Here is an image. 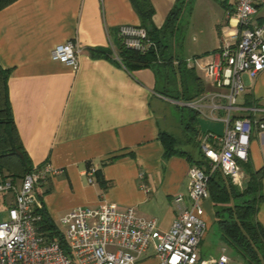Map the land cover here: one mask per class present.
Wrapping results in <instances>:
<instances>
[{
	"label": "crops",
	"instance_id": "1",
	"mask_svg": "<svg viewBox=\"0 0 264 264\" xmlns=\"http://www.w3.org/2000/svg\"><path fill=\"white\" fill-rule=\"evenodd\" d=\"M149 1L154 9L151 23L157 28L178 2ZM228 5L231 12L234 4ZM121 24H140L129 0H16L0 10V64L11 70L8 84L15 123L32 165L47 162L58 170L36 188L43 211L58 228L71 209L106 201L117 211L133 207L138 215L154 218L159 230H167L185 203L174 197L186 193L192 164L182 155L163 157L159 136L184 128L179 118L171 119L163 109V102H177L157 92L152 69L129 71L116 62L114 53L92 54L93 48L114 51ZM216 25L211 43L186 54L173 51L175 60H217L218 46L223 40L235 41L237 27L226 12ZM67 40L77 47L76 68L50 57L52 47ZM241 79L244 90L231 110L234 118L247 115L252 107L257 113L264 109V69L254 78L242 73ZM203 84L206 91L194 113L210 123L200 130L196 116L190 122L198 140L205 131L221 133L226 114L225 97L215 95L226 90L210 81ZM87 162L100 169L108 183L105 189L95 176L94 183L87 181ZM242 163L244 178L238 187L246 184L250 169H264V130L253 127L248 159ZM259 193L256 219L264 227V176ZM212 207L209 198L202 201L204 219L214 216Z\"/></svg>",
	"mask_w": 264,
	"mask_h": 264
},
{
	"label": "built area",
	"instance_id": "2",
	"mask_svg": "<svg viewBox=\"0 0 264 264\" xmlns=\"http://www.w3.org/2000/svg\"><path fill=\"white\" fill-rule=\"evenodd\" d=\"M262 3L264 0H236L226 15L236 20L237 39L221 42L217 60L198 63L207 81L226 90L215 94L226 99L223 131L203 132L199 148L210 165L237 186L244 178L240 163L248 159L252 129L264 130V109L257 113L252 107L247 115L231 116L237 95L244 90L242 73L254 78L264 69V20L256 17ZM117 34L134 50L156 48L139 24H121ZM76 54L73 40L58 43L50 51L52 60L72 68L78 65ZM196 60L188 57L185 63L195 67ZM200 97L177 103L199 110ZM56 172L45 162L32 165L18 181L0 175V203L9 206V219L0 221V264H138L149 257L156 260L154 264H234L223 251L216 257H200L198 247L206 227L202 201L209 196L208 175L202 168H188L187 191L174 197L185 203L169 229L159 230L154 218L138 215L133 207L117 211L112 203L100 201L94 207H75L61 217L62 242L49 240L39 231L43 206L36 188ZM86 176L89 183L95 182L93 167L86 169Z\"/></svg>",
	"mask_w": 264,
	"mask_h": 264
},
{
	"label": "trees",
	"instance_id": "3",
	"mask_svg": "<svg viewBox=\"0 0 264 264\" xmlns=\"http://www.w3.org/2000/svg\"><path fill=\"white\" fill-rule=\"evenodd\" d=\"M16 0H0V10ZM139 16V26L145 28L148 38L155 43L156 48H150L146 52H140L126 47L117 34L115 49H92V54L116 56V62L123 65L129 71L150 68L157 77V82L162 81V86L157 92L176 102H189L197 99L205 92L202 79L196 74L194 67H188L185 60L177 58L173 54L172 37L176 29V21L180 13V1L168 12L164 23L159 28L151 23L154 12L149 0H129ZM175 60V61H174ZM11 70L0 64V175L12 177L18 181L32 169L29 154L25 149L17 125L15 123L13 109L9 95V76ZM178 108L194 109L174 103ZM196 115L189 117L184 128H189L195 135V127L192 120ZM160 140L163 146V157L174 154L184 156L192 165L202 168L208 175V198L214 208V217L220 231L222 240L231 247L237 256L245 264H264V227L257 221L256 213L258 202L261 199L260 186L264 176V169L249 170L248 179L243 187L235 185L231 179L224 175L218 167L213 168L209 160L203 155L197 140V156L177 147L176 138L168 132H160ZM192 136V138H194ZM113 160L111 158L109 161ZM247 166V163H242ZM89 162L86 163L88 168ZM96 182L101 189L108 185L104 180L100 169H94ZM47 239H60L62 235L59 228L53 223L42 209V219L39 225Z\"/></svg>",
	"mask_w": 264,
	"mask_h": 264
},
{
	"label": "rangeland",
	"instance_id": "4",
	"mask_svg": "<svg viewBox=\"0 0 264 264\" xmlns=\"http://www.w3.org/2000/svg\"><path fill=\"white\" fill-rule=\"evenodd\" d=\"M228 4L235 5L233 0H180L181 9L176 21L174 36L171 39L173 51L178 55H181V53L186 54L196 46L203 43H211L209 41L215 35L217 28L216 24L222 19L223 14L229 11ZM256 15L261 17V20H264V3L259 5ZM196 61L197 63L194 68L197 72L201 73L204 78L202 80L204 81L206 79L202 69L198 65V63L203 61L200 58H197ZM160 86H162V81L156 83L157 88ZM163 105V109L165 108L169 115H171V119L176 120L182 117L186 124L191 115H196L199 129L206 130L209 128L208 125L210 122L203 116L195 114L186 108H178L169 102H163ZM183 126L185 127V125ZM171 134L176 138L178 148L189 152L195 157L197 156L196 142L198 138H195L191 131L186 132L184 128L179 127ZM192 136L194 138H192ZM8 209V205L3 206L2 203H0V221L9 219ZM213 211L214 208L212 207V212ZM210 216L211 217L208 219L205 218L206 227L198 247L200 257H216L223 251L230 257L234 264H245L243 260L236 255L235 251L222 240L215 217L213 214ZM59 228L62 230V225H59ZM155 262L156 260L153 257H149L145 261L138 262V264H154Z\"/></svg>",
	"mask_w": 264,
	"mask_h": 264
}]
</instances>
